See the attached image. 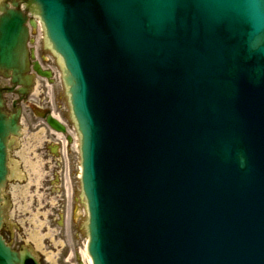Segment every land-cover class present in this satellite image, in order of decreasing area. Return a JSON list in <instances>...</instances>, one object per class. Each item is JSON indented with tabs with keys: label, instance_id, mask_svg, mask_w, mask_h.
I'll return each instance as SVG.
<instances>
[{
	"label": "water",
	"instance_id": "water-1",
	"mask_svg": "<svg viewBox=\"0 0 264 264\" xmlns=\"http://www.w3.org/2000/svg\"><path fill=\"white\" fill-rule=\"evenodd\" d=\"M30 3L65 62L93 263L264 264V0ZM20 16L0 21L16 83ZM2 106L0 229L21 114ZM0 264L38 263L0 234Z\"/></svg>",
	"mask_w": 264,
	"mask_h": 264
},
{
	"label": "rangeland",
	"instance_id": "rangeland-1",
	"mask_svg": "<svg viewBox=\"0 0 264 264\" xmlns=\"http://www.w3.org/2000/svg\"><path fill=\"white\" fill-rule=\"evenodd\" d=\"M40 36L41 32L39 31L38 37L40 38ZM47 57L48 55L46 54V58ZM54 72L55 77L52 83H49V81L46 79L44 80L41 77L36 78V85L33 94L29 98L28 102L24 104V113L22 117L23 136L21 138V145L18 155L20 161L22 162V170L26 172L29 178L30 176L34 175V180L39 185H41V183L45 181L42 179L45 174V167L43 164L44 162H42V165H39L41 162L40 158L43 155H37L35 148H37L40 142H42L44 138L42 133L46 132L48 127L45 123H43L42 119L37 117V114L35 115L34 113H36L38 110L48 108L47 111H51L55 114L60 112L62 115H64L65 119L69 118V134L73 138V143L68 146V152H65L64 155H62V146L61 148L60 144H57L56 146L55 143L58 141L54 136H51L53 139L52 146H55L56 150H58L57 155L61 156L63 164L66 163V169L64 168V170L60 173L57 172L58 175L62 177L61 180L63 182V184L60 186L62 190H60V195H58L57 198L59 196V198H64L65 214L61 217L60 222L59 219L49 222V227L53 229L52 230L48 227V235L52 230L51 238H49V240L43 239L45 235H42L43 237L32 236L31 239L34 242V246L38 248V250H42L41 253H45L46 247L50 250L48 257H46V259L50 260V263L47 264H80V258L83 259L81 251L84 250L87 237H85L86 228H78V226L84 219L87 218V211L86 205H81L79 198L81 184L79 180L80 160L79 153L77 151L78 136L76 135L75 126L71 120L61 70L54 67ZM56 105H58V109L55 107ZM31 142H33L34 145H30ZM67 153L69 155L68 157L66 156ZM39 166H41L42 169L39 170ZM13 197L16 206L15 210L17 209L15 217L20 220L22 226L24 227L25 214L23 212H25L26 207V205H24L26 200V185H18ZM47 200L51 201L52 204H55L56 202L55 197H53V199L47 198ZM67 203H69V206L72 203V209L74 210L73 219L71 222L69 221V218H67ZM36 206L39 210V205L36 204ZM36 213L38 212L36 211ZM13 214L14 212H12V216ZM22 230L23 233L26 231L25 228H22ZM35 233L39 236L41 235L39 228H37ZM42 233L44 234L45 230L42 231ZM71 235L73 239H71ZM29 236L30 235H27V237ZM53 251H55V253ZM71 252L73 255L72 257H69ZM68 257L71 258V261H69L70 263L66 262V258ZM77 257H79V259ZM86 262L84 264H88Z\"/></svg>",
	"mask_w": 264,
	"mask_h": 264
},
{
	"label": "flooded vegetation",
	"instance_id": "flooded-vegetation-1",
	"mask_svg": "<svg viewBox=\"0 0 264 264\" xmlns=\"http://www.w3.org/2000/svg\"><path fill=\"white\" fill-rule=\"evenodd\" d=\"M47 140H48V137L46 138L43 145L40 148H38V152H41L45 159L44 167H45V171L47 172V174L44 177L45 181L42 183V185L39 188V193L38 191L36 193H33L34 197L32 198V201L29 202L25 210V222L27 225H29L28 230H31L32 227L35 225V220L38 222L39 221L44 222V220L53 222L55 215L61 214V211L63 210V206H64V198H58L55 205L51 207L50 212H47L48 210V200H47L40 207L41 210L39 212L38 218H35V215H36L35 209H37V207L35 206V203H37V195L40 194L42 199H44V198H48V194H51V195L53 193L58 194L60 191V188L58 189L59 177L57 176L56 173L58 171H63V164L61 162H56L54 160L47 159L46 156H48V153H49L48 152L49 148H48V145L46 144ZM34 186L35 184L33 183L30 188L32 191L34 190ZM59 199L61 201H59ZM3 233L6 239L9 242H11L15 248L17 249L22 248L24 238L21 237L19 233L17 234L16 229H12L9 225H5L3 229ZM41 259H43V257H41Z\"/></svg>",
	"mask_w": 264,
	"mask_h": 264
},
{
	"label": "bare ground",
	"instance_id": "bare-ground-1",
	"mask_svg": "<svg viewBox=\"0 0 264 264\" xmlns=\"http://www.w3.org/2000/svg\"><path fill=\"white\" fill-rule=\"evenodd\" d=\"M82 256H83V259L87 262H89L91 264V258L90 256L88 255L87 251L86 250H83L82 252Z\"/></svg>",
	"mask_w": 264,
	"mask_h": 264
}]
</instances>
